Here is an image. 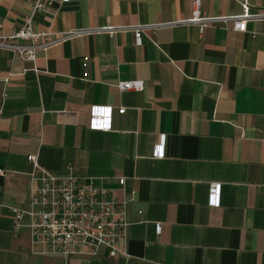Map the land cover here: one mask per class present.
I'll use <instances>...</instances> for the list:
<instances>
[{"label":"crops","instance_id":"1","mask_svg":"<svg viewBox=\"0 0 264 264\" xmlns=\"http://www.w3.org/2000/svg\"><path fill=\"white\" fill-rule=\"evenodd\" d=\"M57 1L33 15V30L172 24L139 45L130 30L73 37L37 50L34 65L0 48V264H264V21L200 30L182 23L193 0ZM242 1L264 9L200 0V10L237 14ZM27 14L25 0H0V35ZM121 80L144 88L119 91ZM95 104L112 106L110 130L89 128ZM28 154L52 172L70 164L116 197L134 192L127 257L52 256L12 232L9 206L28 204ZM213 182L218 206L208 205Z\"/></svg>","mask_w":264,"mask_h":264},{"label":"built area","instance_id":"2","mask_svg":"<svg viewBox=\"0 0 264 264\" xmlns=\"http://www.w3.org/2000/svg\"><path fill=\"white\" fill-rule=\"evenodd\" d=\"M68 0H59L61 4ZM55 0H25L28 14L23 25L7 35H0V48L15 52L22 60L35 62L36 52L73 37L95 32L112 35L118 31L130 30L136 45L141 44L142 33L146 30L172 24H130L116 26L79 27L53 34L37 32L32 28V17L36 12H47L54 7ZM249 20L264 21V9L251 10L247 1L241 2V12L226 15H206L200 10V0H193L191 15L182 23L194 24L202 30L206 26H221L224 29L245 31ZM42 38V40H40ZM25 41L27 43H21ZM119 91L142 90V80H121L117 82ZM119 107V112H124ZM112 106L92 105L90 107L89 128L108 131L111 129ZM161 145L156 144L154 156L160 157ZM32 165L28 182L27 206H9L12 215L11 230L14 234L26 230L31 245L42 243L45 253L68 258L71 256H96L104 250L110 258L127 257L125 243L128 237V205L134 198L116 197L112 188L104 187L95 178L77 173L70 164L64 172H52L42 167L36 154H28ZM5 171L0 168V175ZM119 189L123 190L125 178H117ZM221 184L210 183L208 205L218 206ZM141 212V211H139ZM156 232L160 224H156Z\"/></svg>","mask_w":264,"mask_h":264}]
</instances>
